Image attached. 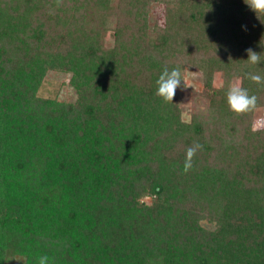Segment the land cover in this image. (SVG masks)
I'll return each mask as SVG.
<instances>
[{
    "label": "trees",
    "instance_id": "obj_1",
    "mask_svg": "<svg viewBox=\"0 0 264 264\" xmlns=\"http://www.w3.org/2000/svg\"><path fill=\"white\" fill-rule=\"evenodd\" d=\"M258 16L244 0H0V264H264ZM165 67L198 73L191 107L184 81L155 95ZM49 71L75 100L38 95ZM237 82L257 97L240 116Z\"/></svg>",
    "mask_w": 264,
    "mask_h": 264
},
{
    "label": "clouds",
    "instance_id": "obj_2",
    "mask_svg": "<svg viewBox=\"0 0 264 264\" xmlns=\"http://www.w3.org/2000/svg\"><path fill=\"white\" fill-rule=\"evenodd\" d=\"M247 6L258 14H264V0H244ZM62 3V0H56L57 6ZM249 64L256 65L261 62L260 54L254 52L252 49L246 50ZM247 78L256 84H264V76L259 74L247 73ZM181 81H184L181 76L179 67L168 70L164 68L159 78L156 81L157 89L155 95L160 97L165 103L172 102L176 89L180 86ZM185 83V82H184ZM227 104L229 110L237 116L252 112L257 107V97L255 95H249L248 90L243 88L238 82L229 86L227 91ZM261 127H264V121H256L252 126V131H258ZM202 148L199 143H194L186 149L185 159L183 163V172L188 173L193 167V158L198 150ZM49 257L47 255L37 257L38 264H48Z\"/></svg>",
    "mask_w": 264,
    "mask_h": 264
},
{
    "label": "rangeland",
    "instance_id": "obj_3",
    "mask_svg": "<svg viewBox=\"0 0 264 264\" xmlns=\"http://www.w3.org/2000/svg\"><path fill=\"white\" fill-rule=\"evenodd\" d=\"M111 38V36H110ZM70 74L49 71L38 88V95L45 98H53L57 100H75L76 94L69 84ZM185 86L178 88V97L181 106L191 107L194 104V91H201L202 84L198 79V73L187 68L184 77ZM215 85H221V78L218 75L215 78ZM264 121V108H258L254 114V123L256 121Z\"/></svg>",
    "mask_w": 264,
    "mask_h": 264
}]
</instances>
